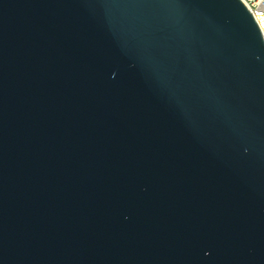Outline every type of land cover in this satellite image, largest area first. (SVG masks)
Instances as JSON below:
<instances>
[{
  "label": "water",
  "instance_id": "water-1",
  "mask_svg": "<svg viewBox=\"0 0 264 264\" xmlns=\"http://www.w3.org/2000/svg\"><path fill=\"white\" fill-rule=\"evenodd\" d=\"M0 264H264L241 0H0Z\"/></svg>",
  "mask_w": 264,
  "mask_h": 264
},
{
  "label": "built area",
  "instance_id": "built-area-1",
  "mask_svg": "<svg viewBox=\"0 0 264 264\" xmlns=\"http://www.w3.org/2000/svg\"><path fill=\"white\" fill-rule=\"evenodd\" d=\"M256 20L264 37V0H241Z\"/></svg>",
  "mask_w": 264,
  "mask_h": 264
}]
</instances>
